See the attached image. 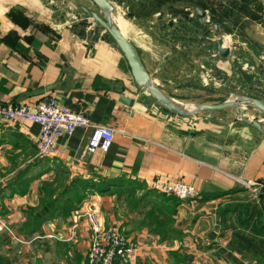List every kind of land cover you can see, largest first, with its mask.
Segmentation results:
<instances>
[{"label":"crops","instance_id":"obj_1","mask_svg":"<svg viewBox=\"0 0 264 264\" xmlns=\"http://www.w3.org/2000/svg\"><path fill=\"white\" fill-rule=\"evenodd\" d=\"M237 1L227 5L235 3L232 7L245 32L264 46V0H245L248 11L238 8ZM54 7L53 0H0V104L35 106L54 97L85 114L92 126L59 137L57 153L44 156L38 149L39 124L0 122V255L10 264H87L91 227L83 214L95 209L104 226L117 227L137 244L134 264H175L172 252L186 255L189 264H264V197H254L243 183L264 185V134L242 121L234 122L231 112L187 117L164 111L137 87L116 45L100 39L90 48L71 29L77 22L73 14L79 12L74 8L58 12ZM115 17L156 82L163 85L161 65L171 48L150 35V31L156 34L158 25ZM17 36L28 48L27 55L8 42V37L15 41ZM234 36L229 39L252 54L240 36ZM214 47L203 57L192 55L194 64L210 55L230 82L241 86L249 81L232 55L212 57ZM261 57L256 56L257 62ZM192 69L186 74L198 75V68ZM243 69L254 71L246 65ZM112 82L123 92L102 87ZM262 91L263 86L246 88L247 93L264 97ZM121 95L135 98L134 105L121 102ZM96 125L115 130L106 151L93 152L89 147ZM76 177H124L149 189L156 178L179 180L193 184L197 194L181 200L175 234L164 240L141 224L139 210L115 195L89 193L77 209L68 212L70 205H62L64 211L54 217L43 210L42 183L59 179L52 198L61 197Z\"/></svg>","mask_w":264,"mask_h":264},{"label":"trees","instance_id":"obj_2","mask_svg":"<svg viewBox=\"0 0 264 264\" xmlns=\"http://www.w3.org/2000/svg\"><path fill=\"white\" fill-rule=\"evenodd\" d=\"M157 1V7L150 14L162 12L166 15L169 11L174 17L180 18V20H178V22L172 27L168 24L164 26L163 23L165 21H163L158 25L157 30L155 31L156 34L153 31L149 32L150 35L156 38L159 37L161 39L160 42L163 44L167 43L171 48V53L165 57L164 62L161 65L162 74L166 78L163 82L162 88L170 96L188 102L217 103L223 101L225 96L221 89L202 85L198 78L186 77L183 74V68L185 66L192 67L194 65L192 55L200 57L205 54L203 53L205 50L212 46V44L205 45L204 42L198 40L195 35H191V29L194 26L185 18L184 14H189V12L185 11L184 8L190 6L194 9L201 8L206 10L208 5L203 2L196 3L192 0ZM244 1L245 0H239V3L242 2L241 4L237 1L239 7L237 5L236 7L243 11H248L245 9V7L248 6ZM131 5L132 9H134L135 3L131 2ZM234 5H226L219 9L211 8L212 20L222 26L227 33H232L235 29H238L237 34L240 35L244 41H247L246 39L249 40L247 41V45L250 50H252V54L251 52H247L242 46L236 48L235 53L238 55L239 59L249 62L250 67L255 68L256 56L261 57L264 55V46L251 39L245 32V25L241 23V16L232 7ZM76 6L79 8V11L83 13L82 7H88V2L86 0H76ZM88 8L96 9V6L93 4V7ZM54 9L56 8L54 7ZM57 13L56 15H62V13ZM10 15L13 16V12H10ZM71 29L78 33L82 38L86 39L90 48H93L94 43L100 39L108 40L116 45L114 40L107 32H103L102 27L100 26H96L87 31L85 25H80L79 22H77L71 25ZM81 30H84L83 33H81ZM13 40L15 41H12L11 37H8V42H10L15 49L22 52L24 55H27L28 48L19 41V37L17 36ZM124 61L126 62L125 59ZM204 61L207 64H210L212 58L209 55V59ZM168 80L174 81L175 84L170 83ZM117 83L119 82L117 81ZM117 83L112 82L111 85L105 83L104 85L106 87H102L122 93L123 90L115 86ZM218 113L225 114L227 113V110L218 111ZM57 183H60L59 179L53 182L44 181L40 188L41 194L43 195L41 198L43 210L49 212L53 217L55 212L58 213L64 211L61 207L62 205L69 204V212L70 210L77 209L89 193L98 192L102 195H115L118 201L124 200L132 209L139 210V212L143 214L141 224L148 226L153 233L160 235L162 239L165 240L171 238L175 234L173 226L175 223V215L181 200L174 196L159 193L154 189H149L143 183L129 181L124 177H97L89 179L76 177L72 180L69 187L66 186L65 190L60 194L61 197L52 198L56 192L54 185ZM68 212H64V214H68ZM34 219L39 220V216H35ZM35 229H39V227H35ZM171 255L175 259V264H189L186 255L180 254L179 252H172ZM0 264H10V262L0 255Z\"/></svg>","mask_w":264,"mask_h":264},{"label":"water","instance_id":"obj_3","mask_svg":"<svg viewBox=\"0 0 264 264\" xmlns=\"http://www.w3.org/2000/svg\"><path fill=\"white\" fill-rule=\"evenodd\" d=\"M91 1L95 4L96 9L82 7L83 13L75 14V20H77L80 25H85L87 31L96 26H100L102 27L103 32L108 33V35L114 40L117 48L123 54L137 87L147 93L153 103L159 105L168 113L187 117H195L204 113H215L227 110V113L231 112L234 122L242 121L244 124L252 126L264 134V97L246 92V88L251 89L257 86L264 87V58H259L260 62H257L256 60V67L252 68L254 71L251 73L246 72L243 69L244 65H247V68L251 67L249 62L239 59L238 55L235 53V49L241 46L240 42H233L231 40L232 37L237 34L235 31L236 29L232 33L225 32L222 26L212 20V13L210 11L209 13L207 9H194L190 6H186L184 8L185 11L189 12V14H184L185 18L188 19L194 26L191 29V35H195L196 38L204 42L205 45H215L213 48L215 51L211 53L216 59L227 58L232 55L234 59L237 60L235 62L237 63V68L242 74V77L245 79L249 78V81L246 80L244 84L238 86L237 83L230 82L228 73L220 70L214 63H212V61L210 64L204 62V64L199 65V63L196 62L192 67L185 66L183 68V74L186 77H195V75L188 76L186 74V69L194 71L192 68L200 67L201 72H204L206 68L205 74H198L199 76L197 78L200 84L219 88L223 91L225 96L223 101L217 103L188 102L170 96L162 88V85L156 82L153 74L146 66L138 48L131 42L114 20L113 15L117 13L115 4L110 0ZM158 14L159 19L164 21L161 19L164 18V14L162 12H158ZM170 15L172 16L171 19L168 22H164V26L168 24L172 27L176 22H178V20H180V18L174 17L172 14ZM83 31L84 30H81V33H83ZM229 38H231V44L225 45V40ZM246 40L249 41L248 39ZM241 41L242 43L247 44V41H244L242 38ZM205 76L208 77L207 84L203 81ZM217 81H221L222 85L216 86L215 83ZM246 82L247 87L245 88ZM262 93L264 92L262 91ZM120 101L128 106H133L135 98L127 95H121ZM180 101H185L186 103H181Z\"/></svg>","mask_w":264,"mask_h":264},{"label":"built area","instance_id":"obj_4","mask_svg":"<svg viewBox=\"0 0 264 264\" xmlns=\"http://www.w3.org/2000/svg\"><path fill=\"white\" fill-rule=\"evenodd\" d=\"M73 17L76 19L75 15ZM230 45L231 40L226 39L225 44ZM203 81L207 84L208 77ZM28 120L39 124L40 137L38 140L39 153L44 156L55 155L57 139L61 136L72 135L77 128L92 126L89 118L80 112L70 110L59 103L54 97H48L35 106L29 104H0V122ZM94 135L89 147L94 152L98 149L108 150L114 140L115 130L108 125L94 126ZM254 197H264V185L254 181H243ZM152 187L159 193L174 196L180 200L193 198L197 194L193 184L179 180L156 178ZM91 227V243L87 253V264H134L136 261L137 244L117 227L103 225L98 212L88 209L84 214ZM8 230L9 227L4 224ZM249 264H259L251 262Z\"/></svg>","mask_w":264,"mask_h":264},{"label":"rangeland","instance_id":"obj_5","mask_svg":"<svg viewBox=\"0 0 264 264\" xmlns=\"http://www.w3.org/2000/svg\"><path fill=\"white\" fill-rule=\"evenodd\" d=\"M64 3L59 4L57 1L53 0V4H55L56 9L58 12H61L62 10L71 9L74 8L77 12L81 13L79 11V8L76 6V0H63ZM135 2V7L132 9L131 2ZM194 2H203L204 4L208 5L207 8L209 9L208 12H211V8H222L223 6H226L229 4L230 0H192ZM233 3V2H231ZM114 4L116 6V11L119 16H123L126 20L134 21V22H147V24L150 23L152 26H157L160 24L159 20V14L153 13L150 14L158 5L157 0H114ZM209 12V13H210ZM78 14V13H77ZM171 15L167 14L164 15V21L168 22L171 19ZM149 21V23H148ZM128 32H126L127 34ZM130 35V34H129ZM198 61V60H197ZM196 61V62H197ZM205 61H198L199 65L204 64ZM247 67V65H246ZM209 69V68H207ZM204 70V69H203ZM206 68L204 72H201V68L199 67L197 69L198 74H205ZM188 73V72H187ZM192 73V72H191ZM190 73V74H191ZM199 75H195V78H197ZM171 83L175 84L174 81H171Z\"/></svg>","mask_w":264,"mask_h":264},{"label":"bare ground","instance_id":"obj_6","mask_svg":"<svg viewBox=\"0 0 264 264\" xmlns=\"http://www.w3.org/2000/svg\"><path fill=\"white\" fill-rule=\"evenodd\" d=\"M113 18L114 20L116 21V23L118 24V26L121 28V30L124 32V30L122 29V24H121V21L118 20L116 17H115V14L113 15ZM125 33V32H124ZM126 34V33H125ZM181 103H186L185 101H180Z\"/></svg>","mask_w":264,"mask_h":264}]
</instances>
